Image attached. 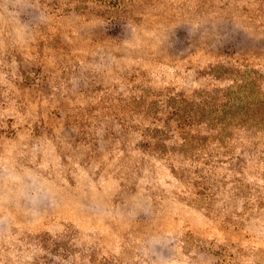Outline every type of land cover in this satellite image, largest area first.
<instances>
[{
	"label": "rangeland",
	"instance_id": "obj_1",
	"mask_svg": "<svg viewBox=\"0 0 264 264\" xmlns=\"http://www.w3.org/2000/svg\"><path fill=\"white\" fill-rule=\"evenodd\" d=\"M0 264H264V0H0Z\"/></svg>",
	"mask_w": 264,
	"mask_h": 264
}]
</instances>
